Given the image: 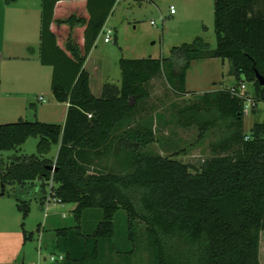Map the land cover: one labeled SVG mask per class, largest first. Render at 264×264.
Here are the masks:
<instances>
[{"label": "trees", "instance_id": "trees-1", "mask_svg": "<svg viewBox=\"0 0 264 264\" xmlns=\"http://www.w3.org/2000/svg\"><path fill=\"white\" fill-rule=\"evenodd\" d=\"M58 1L43 0L40 60L53 67L55 99L69 104L66 121L20 118L0 124V153L18 152L30 138L39 139L37 153L0 156V181L32 184L42 204L53 181L55 196L73 204L76 226L57 230L66 260L97 259L102 243L115 237V218L124 209L132 239L135 222L145 223L156 264H262L264 120L247 133L244 99L231 87L181 107L177 119L199 125L201 139L210 130L222 132L212 143L214 155L197 166L148 148L175 123V111L169 117L142 110L153 78L163 77L181 96L194 94L187 90L192 62L221 58L230 64L235 87L251 85L256 113L264 102L257 75H264V0H214L215 48L197 36L174 46L169 57L122 58L121 86L106 82L100 97L85 64L117 0H87L88 17L74 13L55 20ZM54 22L69 28L64 41L52 29ZM55 146L57 157H49ZM18 202L26 219L30 205ZM90 208L102 209L103 217L85 234L81 223Z\"/></svg>", "mask_w": 264, "mask_h": 264}, {"label": "rangeland", "instance_id": "rangeland-1", "mask_svg": "<svg viewBox=\"0 0 264 264\" xmlns=\"http://www.w3.org/2000/svg\"><path fill=\"white\" fill-rule=\"evenodd\" d=\"M172 3L177 10L175 15L171 13ZM153 20L157 25L152 24ZM105 26L115 30L114 41L105 42V33L102 32L89 62L95 93L100 91L101 79L105 83L114 82L121 86L122 58L169 57L174 46L192 42L197 36H203L211 48L217 46L214 0H159L156 3L122 0L116 5ZM229 69V62L223 65L221 58L194 60L187 75V88L194 94L183 96L174 91L163 77L153 78L149 85L151 95L146 99V104L143 103L142 111H165L169 117L175 111V123L158 133L156 142L148 148L163 156L172 155L197 166L212 157V143L222 135L221 130H210L201 139L199 125L185 126L177 119V115L184 105L200 101L203 93L236 85L237 80L229 74ZM244 83L250 89L251 85L245 81ZM252 93L251 90V95ZM43 98L45 101L36 104L39 108L44 107L45 119L42 121L64 124L67 117L66 105L55 102L52 93H44ZM30 107L35 114L33 106ZM29 118L36 120L35 115ZM263 120L264 102H260L256 113L252 109L245 116V131L249 133L256 122ZM38 140L30 138L24 146V153H37ZM14 153L5 152V159L9 160ZM55 155L56 147L50 152V156ZM27 185L10 186L0 181V194H4L0 197L5 201L3 209L7 215L5 221L10 227L8 233H0V264H70L68 259L52 260L51 257L55 255L58 259L61 254L66 255V251L58 246L57 230L76 226L73 204L62 206L61 203H55L47 210L41 203L37 189L32 184L25 187ZM35 185L39 186L40 182L37 181ZM18 201H27L30 205L31 211L26 219L18 208ZM92 213H99L101 217L91 216ZM102 217V209H88L82 224L83 232L91 234ZM23 223L25 227L22 226ZM115 227V237L102 243L97 259L75 261L79 264H156L155 250L144 222H135V239H132L127 212L122 209L116 215ZM111 249L115 251L114 254ZM261 262L264 264V231L261 234Z\"/></svg>", "mask_w": 264, "mask_h": 264}, {"label": "crops", "instance_id": "crops-1", "mask_svg": "<svg viewBox=\"0 0 264 264\" xmlns=\"http://www.w3.org/2000/svg\"><path fill=\"white\" fill-rule=\"evenodd\" d=\"M120 1L122 0H117L115 7ZM145 1L156 3L159 0ZM87 3V0L58 1L55 8V20L66 19L74 13L88 17L89 13L87 9ZM172 5L174 4L172 3L170 7ZM115 7L113 13L115 11ZM42 12L43 0H14L11 2L0 0V124L15 122L20 118L29 120V117L31 115H35L36 120L42 121L43 119H45L43 118L44 107L39 108L36 104L45 101V99L43 98L44 93L53 94L52 81L54 70L50 65H43L40 60ZM175 14H177V10L174 15ZM9 22H11V24H9ZM105 27L106 26H104V28ZM52 29L58 35L59 41H64V37L69 31V28L56 22L53 23ZM80 31L83 34V29H81ZM97 41L85 64V68L90 73V84L92 91L93 74L89 69V62L93 58L95 47H97ZM111 42L112 41L107 43ZM226 64L227 60L223 61V65ZM104 84L105 82H103V80L101 79V94L100 91L97 93L93 91L96 96L100 97L102 95ZM32 101H34V103H31ZM55 102L60 105L65 104L66 112L68 111V103H61L56 99ZM30 103L32 105H30ZM30 106H33L32 108L34 109L35 114L31 112ZM26 143L22 145L18 152L12 151L15 152L12 156H14L16 153L18 155L26 154L24 153V146H26ZM55 147L56 155L50 156L49 154V157H57L59 146ZM5 152L7 151L1 152L0 156L5 158ZM37 181L39 180H36L34 183H36ZM8 185L12 186V184ZM28 185L25 187H28ZM0 196H4V194L2 193L0 194ZM1 198L3 197H0V233H8L10 227L9 223H6L5 221L7 215L5 213V209H3L5 207V201H3V199ZM86 212L84 213L81 224H83V221L85 220ZM94 215L101 217L99 216V213H92L91 216ZM74 251L75 253H77L76 250ZM111 253L114 254L112 250ZM70 261V264L78 263L77 261H75V259H71Z\"/></svg>", "mask_w": 264, "mask_h": 264}, {"label": "built area", "instance_id": "built-area-1", "mask_svg": "<svg viewBox=\"0 0 264 264\" xmlns=\"http://www.w3.org/2000/svg\"><path fill=\"white\" fill-rule=\"evenodd\" d=\"M170 8H171V13H173V14L176 13L175 5H172ZM152 24L157 25V22L155 20H153ZM114 32H115V30L113 28H110V27H105L103 29V33H105V41L106 42L114 41V38H113ZM231 89L236 96L244 99V110H245V113L247 115L248 112H250L253 109V105H254L252 95H251V93H248L249 89H247V84L242 82L241 84H239L236 87L232 86ZM53 186H54V182L51 181L50 186L48 187V193H47V197L45 199V203L43 204L47 208V210H49L51 204L61 203L62 206L65 205L52 192ZM51 259L52 260H65V255L61 254L58 259L55 255H52Z\"/></svg>", "mask_w": 264, "mask_h": 264}, {"label": "water", "instance_id": "water-1", "mask_svg": "<svg viewBox=\"0 0 264 264\" xmlns=\"http://www.w3.org/2000/svg\"><path fill=\"white\" fill-rule=\"evenodd\" d=\"M258 78L260 80L261 85L264 87V75L257 71Z\"/></svg>", "mask_w": 264, "mask_h": 264}]
</instances>
